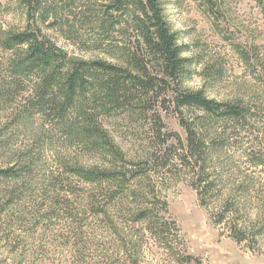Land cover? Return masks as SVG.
<instances>
[{"label":"rangeland","instance_id":"rangeland-1","mask_svg":"<svg viewBox=\"0 0 264 264\" xmlns=\"http://www.w3.org/2000/svg\"><path fill=\"white\" fill-rule=\"evenodd\" d=\"M22 1L0 0V30H21L26 26L27 15ZM113 1L55 0L64 19L55 26H51L55 20H50L43 26V33L69 56L98 57L115 63L110 52L100 49L96 43L98 30L95 29L106 6ZM158 2L184 57L190 60L184 89L203 91L209 99L217 102L242 100L261 117L254 125L255 129H264V12L257 0ZM115 15L120 16L117 12ZM122 32L123 27L118 25L113 34L116 42L122 39L119 34ZM8 55L0 47V168H5L8 162L26 158L24 153L28 151L34 152L35 161L40 166L34 178L38 188L34 187V191L26 190L27 185L21 179L4 182L11 190L17 191V196L16 202L7 207V217L0 222V264H130L131 254L119 251L126 249L124 244L130 248L131 238L143 240V251L136 256L137 264H264V166L250 165L243 152L251 150L264 155V144L254 145L252 134H244L243 148L233 145L228 152L234 170L241 178L253 179L256 185L255 191L247 197L248 211L241 213L249 224L245 227L249 232L247 241L238 244L231 236L228 224L216 223L217 213L224 206L222 198L215 200L214 206L203 207L191 186L190 174L173 169L154 185L162 204H168V213L161 212V215L169 222H175L180 231L175 246L181 249V255L187 250L194 261L186 263L182 258L178 261L170 243L165 245L151 240L149 222H134L130 209L137 206L133 204L130 207L121 203L111 205L115 208H110L108 217L100 215L85 222L83 231L87 240L84 242L92 244L96 240V247L89 245L83 250L71 251L70 248L74 247L71 243L66 248L60 237L71 227H76L77 222L83 224L82 217L75 215L76 221L72 220L65 210L58 212L60 218L47 214L43 211L45 205L57 193L51 195L49 189L42 192V186L47 185L46 176H58V169L52 163L60 155L66 157L64 142L47 128L42 116L25 106L35 83L8 84L5 64ZM168 96L161 88L150 97L129 95L119 108H108L104 112L102 123L126 159L143 161L148 159L155 146L162 145L163 139L158 137L161 127L158 117L165 127L164 132L168 130L186 139L179 115ZM261 137L264 143V134L261 133ZM67 154L71 160L79 162L81 168L87 169L95 165L108 167L110 161L103 156L91 159L82 151L72 153L68 150ZM160 170L165 173L162 168ZM61 180L64 182L65 178ZM222 180L226 188L221 189L219 196L226 193L228 197L233 188L238 187L233 186L235 182L229 176L222 177ZM68 183L74 191L68 200L71 209H80L85 204L83 198L89 186L77 176H71ZM147 201L153 202V199ZM37 208L41 209V214ZM71 209L67 211L73 213ZM112 243L117 244L110 245L108 250Z\"/></svg>","mask_w":264,"mask_h":264},{"label":"trees","instance_id":"trees-1","mask_svg":"<svg viewBox=\"0 0 264 264\" xmlns=\"http://www.w3.org/2000/svg\"><path fill=\"white\" fill-rule=\"evenodd\" d=\"M22 2L27 15L26 26L21 30L1 29L0 47L9 54L5 59L8 84L35 83L25 106L42 116L47 128L64 142L66 157L60 155L52 163L58 169V176H46L47 185L42 186V192L49 189L51 195L55 192L58 197L51 198L43 211L55 218H60L57 214L64 210L72 220L76 221L75 215L82 217L83 224L77 222L76 227H71L60 237L64 246L69 248L67 244L72 243L71 251H80L89 245L96 247V240L92 244L84 242L87 240L83 231L85 222L100 215L108 217L110 208H115L111 205L121 203L130 207L133 204L137 206L130 209L134 222H149L151 240L165 245L170 243L178 261L181 258L186 263L194 261L187 250L181 255V249L175 246L180 231L175 222H169L161 215V212L168 213V204H162L155 189L158 179L163 180L173 169L190 174L191 186L203 207L214 206L215 200L222 198L224 206L217 213L216 223L228 224L231 236L238 244L247 241L249 232L245 227L249 224L241 213L248 211L247 197L252 195L256 185L251 178L242 177V180L234 170L228 152L233 145H244V134H252L254 145L264 144L261 137L264 129L254 127L261 117L242 100L217 102L209 99L203 91L184 89L190 60L184 57L176 35L164 20L158 0H114L106 6L95 28L98 30L96 43L100 49L110 52L115 63L98 57L69 56L43 33V26L50 20H55L51 25L55 26L64 19L55 0ZM257 2L264 12V0ZM118 25L123 27V32L119 33L120 42L113 37ZM159 88L171 98L186 139L168 130L164 132L165 127L158 117L161 125L158 137L163 139L162 145L155 146L156 151L143 161L126 159L105 129L101 117L108 108H119L129 95L150 97ZM68 150L72 153L82 151L96 160L100 156L108 157L109 165L81 168L79 162L67 156L71 154H67ZM243 152L250 165L264 166L263 153ZM24 155L26 158L8 162L5 168H0V185L4 186L0 187V222L7 217V207L16 202L17 196V191L11 190L4 182L21 179L27 185L26 190L34 191L36 187L34 178L40 165L35 161L33 151ZM71 176L82 178L89 186L83 198L85 204L80 209H71L68 202L69 195L74 193L68 183ZM228 176L238 188H233L228 197L226 193L219 196L221 189L226 188L222 177ZM36 210L41 214L40 208ZM114 244L117 243L109 244L108 250ZM124 247L126 249L119 253H130V264H137L136 256L143 251V240L131 238L130 248L126 244Z\"/></svg>","mask_w":264,"mask_h":264}]
</instances>
